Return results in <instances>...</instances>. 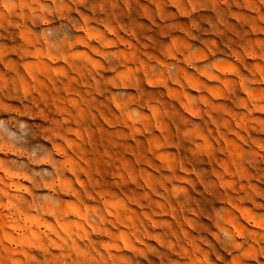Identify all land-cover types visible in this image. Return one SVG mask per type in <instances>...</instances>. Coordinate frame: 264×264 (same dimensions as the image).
<instances>
[{"label":"rangeland","instance_id":"1","mask_svg":"<svg viewBox=\"0 0 264 264\" xmlns=\"http://www.w3.org/2000/svg\"><path fill=\"white\" fill-rule=\"evenodd\" d=\"M0 264H264V0H0Z\"/></svg>","mask_w":264,"mask_h":264}]
</instances>
